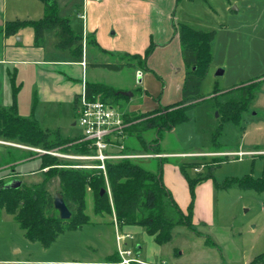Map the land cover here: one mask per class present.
<instances>
[{"label":"rangeland","instance_id":"1","mask_svg":"<svg viewBox=\"0 0 264 264\" xmlns=\"http://www.w3.org/2000/svg\"><path fill=\"white\" fill-rule=\"evenodd\" d=\"M4 1L1 10L4 21H38L43 17L40 0ZM55 1L59 16L68 19L77 33L81 21L72 8L80 0ZM228 1L234 2L233 5L228 6ZM183 5L185 8H180L178 13L183 25L216 33L209 69L200 88L201 99L186 111L185 122L162 133L158 154L164 156L136 160V164L151 172H157L161 164L162 177L164 174L171 185L173 193H170L174 194L182 211H186L190 195L178 166H183L190 180L207 176L194 191L193 213L197 224L193 231L176 227L172 242L163 248L139 226L122 227L118 232L132 237L125 241V248L131 250L132 259H137L134 264H160L162 261L169 264L168 253L173 248L184 252L183 262L206 264L216 252L202 251L205 237L221 249L226 264L250 263L264 253V192L239 187L226 190L223 184L230 179L254 183L264 180V0H192ZM233 6L240 9L233 10ZM172 37L173 34L158 47L154 42L149 44L151 63L141 70L140 82L134 78L129 65L136 67L140 62L131 57L103 58L107 63L122 66L121 69L117 72L101 69L95 71L92 78L115 89L124 88L122 92H133L135 96L139 95V90H146L148 97L139 104L144 105V109H164L174 104L175 86L169 77L177 75V67L173 61L164 63L165 59L162 60L157 52V48L163 50L168 46L164 49L170 48L168 59L176 55L180 59L179 41L173 43ZM7 40L8 44L22 45L27 52L8 56V50L5 59L8 62H0V108H10L14 104L19 117L34 119L41 129L53 132L55 143L52 150H43L0 140V179L3 182L17 180L32 193L42 184L43 173L48 169L40 171L42 161L44 165L56 164L58 169H91L95 165L76 125L72 107L75 96L81 93V68L69 64L74 61L70 53L55 48L54 37L45 39L42 50L27 48L33 41L29 27L21 28ZM3 43L0 32V56ZM218 71L222 73L219 76L216 75ZM260 82L261 86L255 89ZM166 84L170 88L169 103H165V96H162L165 92L162 86ZM241 86H246L249 94L255 92V99L239 122H226L221 126L218 107L238 100L240 92L237 89ZM111 101V105L126 116L128 141L135 144V151L124 153H143L144 147L153 148L157 143L154 132L132 131L139 127L134 119L140 117L141 112H133V104L125 96ZM189 153L196 155H184ZM23 156L25 159L17 161ZM104 183L109 196L106 179ZM46 188L50 194H55L57 180L50 181ZM90 203L88 199L85 208L89 224L78 230H66L48 248L28 242L13 217L0 211V264H119L114 219L112 224L108 216L95 215Z\"/></svg>","mask_w":264,"mask_h":264},{"label":"trees","instance_id":"2","mask_svg":"<svg viewBox=\"0 0 264 264\" xmlns=\"http://www.w3.org/2000/svg\"><path fill=\"white\" fill-rule=\"evenodd\" d=\"M40 2L43 6V17L40 20L6 22L2 29L4 36L11 37L21 28L29 27L33 31L34 47H43L46 37L53 36L56 39L54 46L57 50L68 51L74 58L80 59L83 42L81 35L71 28L68 19L59 16L55 0H40ZM176 34L185 66L180 100L164 109H154L134 119L139 122V127L132 131L154 132L157 139L154 147L150 149L144 147L142 154L159 155L162 133L170 132L177 125L185 122L187 120L186 111L198 104L201 99L200 88L209 69L211 45L216 33L193 30L185 25H179ZM90 42L91 40L88 41L89 44ZM149 54L150 50H147L142 56L133 55L131 58L140 62L139 67L144 69ZM92 66L114 72L122 67L111 64ZM260 86L261 82L256 85L255 89ZM247 89L246 86L239 87L237 89L240 92L238 100L229 101L218 107L221 126L226 122H239L241 116L251 107L255 92L249 94ZM84 95L86 99H100L110 104L112 99L121 96L106 85L99 83H86ZM77 100L78 98L74 102L75 108ZM162 111L164 113L158 115ZM127 131L125 129L124 152L135 151V144L132 145L128 141ZM57 132H54L55 135ZM52 135L53 132L41 129L34 119L19 117L14 104L10 108H0V140L14 141L32 148L52 150L55 146ZM55 166L56 164L44 165L42 161L40 171L48 169L43 173L42 184L32 193L22 187V184L17 189H5L4 186L10 181L3 182L0 179V211H5L13 217L25 239L30 243H39L43 248H48L66 230H78L83 225L89 224V218L85 214L88 199L91 200L90 204L95 215L108 216L112 224L114 219V224L119 230L124 226H139L158 246L170 242L172 230L175 227L194 230L192 222L194 191L207 179V176L190 180L185 175L183 166H178L180 173L187 181L190 195L189 205L186 211H182L163 184L161 164L157 172L145 170L136 164V160L128 159L107 161L104 172L95 168L58 169ZM104 179L108 183L110 198ZM52 180H57L56 193L62 197L71 213L67 221L60 220L53 208L54 194H50L46 188ZM231 187L244 190L253 189L261 193L264 192V180L259 183L234 179L224 181V189L228 190ZM102 190L105 191L103 194H101ZM205 243L209 247H215L213 241L207 237H205ZM117 258L119 260V257ZM252 264H264V253L258 255Z\"/></svg>","mask_w":264,"mask_h":264},{"label":"crops","instance_id":"3","mask_svg":"<svg viewBox=\"0 0 264 264\" xmlns=\"http://www.w3.org/2000/svg\"><path fill=\"white\" fill-rule=\"evenodd\" d=\"M191 1L192 0H100V1L80 0L77 3H74L72 12L76 16V18L81 21V27L78 28L77 34L81 35V37L83 38L81 58L76 59L70 54L74 58V61L69 64L80 67L81 75H82L80 81L81 93L75 96V99L72 104L73 112L75 115L74 117L76 118V108L74 107V102L84 92L86 83L103 84L117 93L122 92L124 90V88L123 90L115 89L112 86H109L101 81H98L96 78H92V75L94 74L95 71L101 70V68H94L92 65L110 64L105 62V60L103 59L106 57L128 59L133 55L142 56L147 51L150 43L154 42L155 44H157L158 47L159 45H162L163 43L167 42L172 34H173L172 37L173 43L176 44L178 40L176 30L179 25H183L182 20L178 15V13L180 11V8H182V10L185 8L183 4L189 3ZM4 2H5L4 0H0V32L4 40L2 55L0 56L1 63H4V61L8 62V60H5L8 55V50L10 53V55L8 56H18L21 53L27 52V50L24 49L25 47H23L20 44H15V45L8 44L7 39L9 37H5L2 32L4 23L7 22L1 19L2 17L1 10L2 8L4 9ZM233 3L234 2L228 1V6H232ZM237 7L238 9H240L239 6ZM237 7L233 6V10H235ZM47 37H53V36H47ZM89 40H91L90 44L88 43ZM104 42H106L107 45L104 44ZM178 46H179V54H180L181 46L180 45ZM27 48L33 51H37V50H42L44 46L40 48H36L33 46V41H32V44L30 46H27ZM165 48H163V50H159L160 48H157V52L160 53V57L162 58V60L165 59L163 61L164 63L173 61L175 63V67H177L176 68L177 70L175 71L177 72V75L175 74L170 76L169 81L173 82L172 84L175 86V95H174L175 97L173 101L178 102L180 100L181 87L184 81L185 66L182 61L183 66L181 67L180 59L182 58V56H180V59H179V55H176L173 59H168L169 56H167V52L169 53L170 48L164 50ZM62 52H68V51H62ZM149 57L150 56H148V58L146 59L145 65L151 63ZM81 63H85V67H82ZM111 65H115V64H111ZM129 65L133 71L134 78L137 79L138 82H140L141 79L136 78V72L137 71L141 72L142 68H140L139 66L135 67L131 64ZM158 74L161 76L162 73L159 72ZM161 77H163V75ZM150 81L151 78L148 83H145L146 87L149 85ZM162 88H165V92L162 94L163 97L165 96V101H166L165 103L171 102V100L168 98V92L170 91L169 85L168 84L163 85ZM139 92H140L139 95L135 96L134 93L132 92L131 97H127L130 103L133 104L131 110L135 113L141 112V114L151 111L149 109H144L143 108L144 105L143 106L139 105L144 101V98L148 97L146 90H139ZM154 109L155 108H152V110ZM184 155L193 156L196 154L189 153ZM163 156L164 155H162V157ZM162 180L164 186L169 191H171V193H173L171 185L166 182L164 174ZM182 182L185 186L186 183L183 180ZM200 185H198L196 189H198ZM172 196H174V194ZM173 199L176 201L175 196ZM211 208H212V201L210 199V210ZM194 220H195V213H193L192 222L193 225L196 226L197 223H195ZM124 227H128V226H124ZM117 230L119 229L117 228ZM122 235H129V234L122 233ZM126 240H132V237L130 236V238H125L122 241V245H124V247L127 246V244L125 243ZM171 242H172V238L170 242L167 244H170ZM167 244H164L162 246H158L157 244L156 245L159 248H163ZM202 245H203L202 251L207 249L210 250V252L211 251L216 252V254H214L213 257L211 258L209 257L210 259L207 260L206 264H226L223 261V255L221 249H219L216 244L215 247H211V248L206 246L205 243L203 242ZM136 249L140 250V247L136 246ZM176 249L178 250V248H173V250L168 253L170 256L169 264H189L188 262L181 261L184 256L183 255L184 252L183 251L180 252V250H178V253L175 254ZM160 264H168V263L162 261L160 262ZM244 264H252V262L250 263L246 262Z\"/></svg>","mask_w":264,"mask_h":264},{"label":"built area","instance_id":"4","mask_svg":"<svg viewBox=\"0 0 264 264\" xmlns=\"http://www.w3.org/2000/svg\"><path fill=\"white\" fill-rule=\"evenodd\" d=\"M81 66L85 67V63H81ZM141 75L140 71L136 72V78H140ZM76 125L81 130V137L91 151V158L95 160V165L91 168L100 169L104 172L107 161L162 157L154 154L124 153V141L126 139L124 114L108 102L100 99H86L84 92L77 100ZM115 227L117 229L116 225ZM125 238H130V236L122 235L117 230L116 245L120 259L119 264L137 263V259L131 258V250L121 244Z\"/></svg>","mask_w":264,"mask_h":264},{"label":"water","instance_id":"5","mask_svg":"<svg viewBox=\"0 0 264 264\" xmlns=\"http://www.w3.org/2000/svg\"><path fill=\"white\" fill-rule=\"evenodd\" d=\"M221 71H218L216 73L217 76L221 75ZM121 96H125V97H131V93L128 92H119L118 93ZM21 186V182L17 181V180H12L10 182H8L4 188L5 189H17ZM105 191L102 190L101 194H103ZM53 208L54 210L58 213V217L60 220L62 221H67L70 216L71 213L69 212V210L67 209L62 197L59 194H54L53 197Z\"/></svg>","mask_w":264,"mask_h":264}]
</instances>
